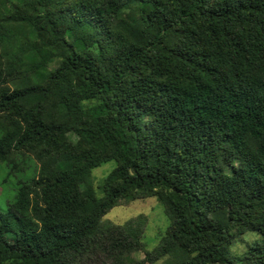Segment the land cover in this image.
<instances>
[{
	"label": "trees",
	"instance_id": "obj_1",
	"mask_svg": "<svg viewBox=\"0 0 264 264\" xmlns=\"http://www.w3.org/2000/svg\"><path fill=\"white\" fill-rule=\"evenodd\" d=\"M0 165V264H264V0H0Z\"/></svg>",
	"mask_w": 264,
	"mask_h": 264
},
{
	"label": "rangeland",
	"instance_id": "obj_2",
	"mask_svg": "<svg viewBox=\"0 0 264 264\" xmlns=\"http://www.w3.org/2000/svg\"><path fill=\"white\" fill-rule=\"evenodd\" d=\"M115 165L116 163L114 160H109L101 163L99 166L91 170L92 186L97 196L102 194V181L100 184V180L104 178L115 167ZM4 179H6L5 182H3ZM13 182L14 178L6 177V168L0 165V193L10 191L12 187L9 186H11L10 184ZM225 214V211H221L217 218L220 221L225 222ZM138 215L143 216L145 223L142 242L144 243L146 250H151L158 243L159 237L164 233L165 229L169 225V219L164 213L163 206L156 200L155 197L149 196L134 199L127 203L116 205L104 214L102 221L121 224L131 218L137 217ZM251 240H253V234L251 233L238 235L233 244L232 252L234 254L241 252ZM136 256L137 258H141L142 253L139 252ZM154 264L166 263L164 262V258H160L155 261Z\"/></svg>",
	"mask_w": 264,
	"mask_h": 264
}]
</instances>
